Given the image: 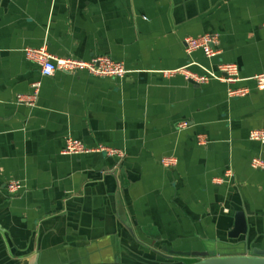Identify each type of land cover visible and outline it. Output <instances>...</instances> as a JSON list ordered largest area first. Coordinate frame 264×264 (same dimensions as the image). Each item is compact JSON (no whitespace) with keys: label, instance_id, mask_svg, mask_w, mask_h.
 I'll list each match as a JSON object with an SVG mask.
<instances>
[{"label":"crops","instance_id":"crops-1","mask_svg":"<svg viewBox=\"0 0 264 264\" xmlns=\"http://www.w3.org/2000/svg\"><path fill=\"white\" fill-rule=\"evenodd\" d=\"M217 32L220 53L191 56L183 39ZM56 56L122 61L123 78L56 70L41 76L24 48ZM238 65L247 87L228 97L215 79L180 73ZM264 0H0V264L110 262L191 263L218 243L264 248V144L248 138L264 128ZM40 82L34 105L19 104ZM180 121L188 125L178 128ZM202 134L206 143L199 144ZM120 148L62 154L64 138ZM176 158L165 167L163 156ZM230 168L231 178L216 183ZM116 169L115 173L114 170ZM22 187L6 189L9 180ZM119 197L126 215L117 212ZM243 210L247 235L227 236Z\"/></svg>","mask_w":264,"mask_h":264},{"label":"built area","instance_id":"built-area-1","mask_svg":"<svg viewBox=\"0 0 264 264\" xmlns=\"http://www.w3.org/2000/svg\"><path fill=\"white\" fill-rule=\"evenodd\" d=\"M219 42V34L217 32H205L198 36H186L183 39L184 51L187 56H191L196 50H201L202 54L211 58L220 53L217 47ZM24 56L38 64L39 74L41 76H51L56 70L66 73H74L85 71L88 74L100 77H116L123 78L129 69L126 68L122 61L114 60L108 55H94L88 59H79L71 56H56L46 49L45 44L39 47H25ZM180 73L186 80L196 83H206L211 79L218 80L227 85L226 92L228 97L243 96L248 92L247 87H232V84L239 81L238 65L234 62H218L216 70H205L203 73H196L189 70L187 67H180L173 70L164 71L166 75ZM255 81L256 88L264 89V72L257 73L251 76ZM32 92L30 94H17L16 102L19 104L34 105L37 99L40 82L38 80L31 83ZM188 125L187 121H180L177 124L178 128H184ZM250 140L264 144V128H252L248 132ZM199 144L206 143V139L202 134L196 136ZM89 152H100L107 156L121 158L124 156V151L109 145L98 144L96 146H86L81 140L72 136L64 138V144L61 149L62 154H82ZM176 158L171 155L163 156L161 164L165 167H170L176 164ZM250 165L254 169L264 168V159L260 156H253L250 160ZM232 171L230 168L224 171L223 176L214 178L216 183H222L231 178ZM22 187L20 181L12 179L6 184V189L10 193H15Z\"/></svg>","mask_w":264,"mask_h":264},{"label":"water","instance_id":"water-1","mask_svg":"<svg viewBox=\"0 0 264 264\" xmlns=\"http://www.w3.org/2000/svg\"><path fill=\"white\" fill-rule=\"evenodd\" d=\"M104 154V153H103ZM116 169L114 170L115 173ZM117 212L119 218L126 222V215L123 204L117 196ZM240 235H247V223L243 210H238L234 214L232 228L228 231L227 236L231 239H238ZM248 237V235H247ZM247 237L239 240L237 243H218L217 247L207 248L201 251H178L166 249L172 255H196L199 259L191 263L177 262V264H264V248L249 247ZM28 264H38V253L32 254ZM60 264H70L61 262ZM86 264H128L120 262L116 254L110 262L105 263H86ZM167 264H176L173 262Z\"/></svg>","mask_w":264,"mask_h":264}]
</instances>
